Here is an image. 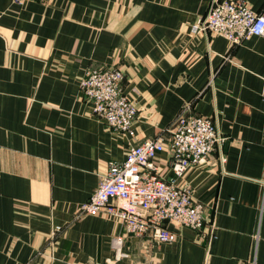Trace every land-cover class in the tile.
Here are the masks:
<instances>
[{
    "label": "crops",
    "instance_id": "obj_1",
    "mask_svg": "<svg viewBox=\"0 0 264 264\" xmlns=\"http://www.w3.org/2000/svg\"><path fill=\"white\" fill-rule=\"evenodd\" d=\"M210 2L0 0V264H264V36L193 35ZM248 2L264 16V0ZM110 67L137 100L134 138L81 95L89 69ZM187 107L227 138L182 179L206 207L205 229L170 225L177 239L159 243L80 216L131 145L162 137L159 174L174 179L168 137Z\"/></svg>",
    "mask_w": 264,
    "mask_h": 264
},
{
    "label": "built area",
    "instance_id": "obj_2",
    "mask_svg": "<svg viewBox=\"0 0 264 264\" xmlns=\"http://www.w3.org/2000/svg\"><path fill=\"white\" fill-rule=\"evenodd\" d=\"M28 1L13 0L21 6ZM191 32L220 36L241 45L252 37L264 36V16L251 9L248 0H211L207 14L192 26ZM125 77L118 68H91L80 82V92L93 105V115L109 130L134 138L139 108L137 100L125 91ZM189 109L179 114L168 137L172 181L159 174L158 154L165 146L162 137L131 145L123 161L109 163L97 189L81 205L80 216L115 218L123 223L125 236H150L159 243L177 239L170 225L205 229L206 207L194 199L192 188L182 179L222 149L227 138L213 119L193 115ZM61 230L55 228L56 232ZM210 232L214 233L213 226ZM125 236L112 239L116 255L125 256L121 253Z\"/></svg>",
    "mask_w": 264,
    "mask_h": 264
}]
</instances>
